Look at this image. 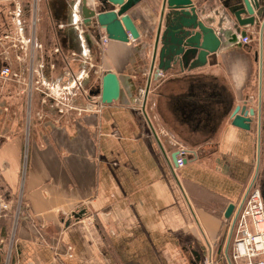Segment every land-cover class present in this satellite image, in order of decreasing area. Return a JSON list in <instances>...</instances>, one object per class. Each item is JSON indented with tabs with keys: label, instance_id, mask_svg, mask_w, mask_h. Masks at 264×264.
<instances>
[{
	"label": "crops",
	"instance_id": "crops-1",
	"mask_svg": "<svg viewBox=\"0 0 264 264\" xmlns=\"http://www.w3.org/2000/svg\"><path fill=\"white\" fill-rule=\"evenodd\" d=\"M15 1H0V28L14 27ZM30 1L20 3L27 35ZM35 1V58L0 44V52L10 49L0 67L10 64L20 78L41 68L63 84L84 77L76 108L61 112L42 92L34 89L29 100L25 84L0 76V195L11 204L0 219V264L12 239L11 264H204L211 256L236 264L230 225L264 168V29L237 26L219 0H193L223 38L221 49L213 64L162 71L148 87L163 0H143L129 12L138 39L107 43L105 31L99 39L80 21L75 26L81 0ZM239 29L248 42L232 37ZM107 71L121 81L111 104L91 94ZM96 103L100 110H90ZM237 105L255 110L250 131L232 124ZM182 148L178 167L173 155ZM80 209L84 217L67 225Z\"/></svg>",
	"mask_w": 264,
	"mask_h": 264
},
{
	"label": "water",
	"instance_id": "water-1",
	"mask_svg": "<svg viewBox=\"0 0 264 264\" xmlns=\"http://www.w3.org/2000/svg\"><path fill=\"white\" fill-rule=\"evenodd\" d=\"M142 1L81 0L79 10L82 24L99 39L101 30L105 31L111 40L129 42L131 37L138 39L140 33L129 12ZM219 2L233 16L237 26L251 25L264 29V0H219ZM160 17L148 87L152 80L160 77L162 71L166 72L176 67L181 71H191L213 64L212 58H216L223 44V38L218 32L200 18L193 0H163ZM238 33L246 37V32L240 29L237 33H233L232 37L236 38ZM91 94L100 95L102 102L106 104L118 101L121 96L119 76L112 71L105 72L101 88L91 91ZM254 114L255 110L247 108V105H237L231 114L232 124L250 131ZM155 136L158 140L156 134ZM158 144L163 149L160 142ZM178 154L177 152L173 155L175 164L178 162ZM234 209L233 203L228 206L226 218H230ZM85 214L86 209L74 212L67 225L73 220L82 219Z\"/></svg>",
	"mask_w": 264,
	"mask_h": 264
},
{
	"label": "built area",
	"instance_id": "built-area-1",
	"mask_svg": "<svg viewBox=\"0 0 264 264\" xmlns=\"http://www.w3.org/2000/svg\"><path fill=\"white\" fill-rule=\"evenodd\" d=\"M1 1V0H0ZM16 3L15 0H6ZM23 0L19 2V7H15V10L10 12L13 17L12 30H7L4 27L0 28V44L6 43L10 49L26 51L27 57L33 60L35 58V49H39L40 44L36 39V23H37V4L36 1L29 3L32 5L33 18L30 23V34H26L25 21L23 19ZM17 5V4H16ZM73 12V19L75 18V26L78 27L82 24V20L79 15L78 5H75ZM249 36L243 37L244 42H248ZM102 41L107 43L109 38L107 35L102 37ZM10 49L0 52V57L3 56L9 61L8 56ZM41 68L30 69L24 78H20L17 71L13 70L10 64L0 67V76L4 79H10L25 84L24 92L29 94V100L31 98L32 91L36 89L42 92L47 98L53 100L54 104L61 112L65 109H75L74 100L79 95L76 91L78 83L81 84L84 76H78L75 81L68 84H63L61 81H49L42 76ZM76 89V90H75ZM142 95L137 98V101L141 102ZM101 104H92L89 107L90 110H100ZM260 143V141H259ZM264 145V144H263ZM262 145V146H263ZM185 149L178 150V167H182L185 163ZM28 160V147L24 152V171L23 175H26ZM264 175L260 171H257L255 178L252 181L250 187L246 190L243 198L240 200L237 208V216L230 225L232 240V259L236 264H264ZM18 196L17 213L14 222H17L18 215L21 211V204L23 202L22 193ZM11 209V204L3 199L0 195V219L5 216V213ZM13 239L9 242L8 250L5 252L4 264H11L13 256ZM241 260L242 262H239ZM204 264H220L218 260L212 256L207 259Z\"/></svg>",
	"mask_w": 264,
	"mask_h": 264
},
{
	"label": "rangeland",
	"instance_id": "rangeland-1",
	"mask_svg": "<svg viewBox=\"0 0 264 264\" xmlns=\"http://www.w3.org/2000/svg\"><path fill=\"white\" fill-rule=\"evenodd\" d=\"M263 63V66H262V68H263V74H262V76H263V78H264V60L262 61ZM255 67L257 68V65L255 64ZM255 68V69H256ZM263 91H264V89H263ZM263 98H264V92H263ZM261 144H260V149H262V154H261V163L264 165V120H262V122H261ZM263 145V146H262ZM261 173H262V175H264V168H263V170L261 171Z\"/></svg>",
	"mask_w": 264,
	"mask_h": 264
},
{
	"label": "bare ground",
	"instance_id": "bare-ground-1",
	"mask_svg": "<svg viewBox=\"0 0 264 264\" xmlns=\"http://www.w3.org/2000/svg\"><path fill=\"white\" fill-rule=\"evenodd\" d=\"M132 38V37H131ZM133 39V38H132Z\"/></svg>",
	"mask_w": 264,
	"mask_h": 264
}]
</instances>
